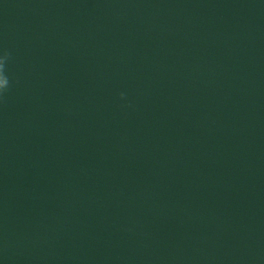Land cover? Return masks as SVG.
Here are the masks:
<instances>
[{
  "label": "water",
  "instance_id": "1",
  "mask_svg": "<svg viewBox=\"0 0 264 264\" xmlns=\"http://www.w3.org/2000/svg\"><path fill=\"white\" fill-rule=\"evenodd\" d=\"M6 52L0 264H264V0H0Z\"/></svg>",
  "mask_w": 264,
  "mask_h": 264
},
{
  "label": "clouds",
  "instance_id": "2",
  "mask_svg": "<svg viewBox=\"0 0 264 264\" xmlns=\"http://www.w3.org/2000/svg\"><path fill=\"white\" fill-rule=\"evenodd\" d=\"M10 54L5 53L3 57H0V94L5 92L9 87V79L5 74L6 61L8 60ZM123 96V94H121Z\"/></svg>",
  "mask_w": 264,
  "mask_h": 264
}]
</instances>
